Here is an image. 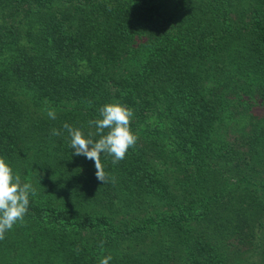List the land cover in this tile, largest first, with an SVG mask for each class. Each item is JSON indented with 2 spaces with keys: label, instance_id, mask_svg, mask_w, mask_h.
Segmentation results:
<instances>
[{
  "label": "trees",
  "instance_id": "1",
  "mask_svg": "<svg viewBox=\"0 0 264 264\" xmlns=\"http://www.w3.org/2000/svg\"><path fill=\"white\" fill-rule=\"evenodd\" d=\"M109 103L102 184L63 125ZM0 157L37 193L0 264H264V0H0Z\"/></svg>",
  "mask_w": 264,
  "mask_h": 264
},
{
  "label": "clouds",
  "instance_id": "2",
  "mask_svg": "<svg viewBox=\"0 0 264 264\" xmlns=\"http://www.w3.org/2000/svg\"><path fill=\"white\" fill-rule=\"evenodd\" d=\"M100 118L89 121L96 128L95 134L89 132L85 136L79 128H74L65 123L63 128L70 136V148L74 149V155L85 156L94 161L96 178L102 184H115V177L104 170L101 163V155L112 157V163L117 164L125 159L130 148L136 146L138 136L132 132L130 124L134 117V110L119 103L105 104L99 109ZM47 115L55 120L54 109H47ZM107 130V131H106ZM53 136H60L58 129H52ZM99 139H93V136ZM36 189L31 183H22L21 177L13 173L12 168L3 157H0V240L5 239L6 232L13 229L19 223H25L28 212L30 196H35ZM77 248V252H79ZM112 257L106 256L100 260V264H109Z\"/></svg>",
  "mask_w": 264,
  "mask_h": 264
}]
</instances>
